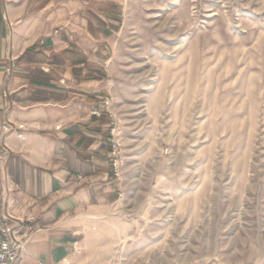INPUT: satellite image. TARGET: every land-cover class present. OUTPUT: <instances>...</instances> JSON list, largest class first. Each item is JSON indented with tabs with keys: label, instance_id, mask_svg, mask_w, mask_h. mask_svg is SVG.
<instances>
[{
	"label": "rangeland",
	"instance_id": "obj_1",
	"mask_svg": "<svg viewBox=\"0 0 264 264\" xmlns=\"http://www.w3.org/2000/svg\"><path fill=\"white\" fill-rule=\"evenodd\" d=\"M112 83L121 198L74 264H264V0H127Z\"/></svg>",
	"mask_w": 264,
	"mask_h": 264
},
{
	"label": "crops",
	"instance_id": "obj_2",
	"mask_svg": "<svg viewBox=\"0 0 264 264\" xmlns=\"http://www.w3.org/2000/svg\"><path fill=\"white\" fill-rule=\"evenodd\" d=\"M126 4L0 0V207L20 235L36 222L16 264H74L86 221L119 201L104 103Z\"/></svg>",
	"mask_w": 264,
	"mask_h": 264
},
{
	"label": "built area",
	"instance_id": "obj_3",
	"mask_svg": "<svg viewBox=\"0 0 264 264\" xmlns=\"http://www.w3.org/2000/svg\"><path fill=\"white\" fill-rule=\"evenodd\" d=\"M111 105L112 100L106 99L104 109L111 119L109 137L110 168L114 177L121 179L126 163L124 138L123 132L118 126L115 115L111 110ZM94 114L100 116L101 112L95 111ZM2 129L5 133L12 130L10 125H4ZM7 152V149H5L4 154ZM119 197L121 198V194ZM15 219L0 207V264H16L20 260L32 233L36 231L35 219L28 218L30 225L24 227V233L22 235L18 234L13 228ZM74 248L77 254H79L80 250H78L77 244L74 245Z\"/></svg>",
	"mask_w": 264,
	"mask_h": 264
}]
</instances>
